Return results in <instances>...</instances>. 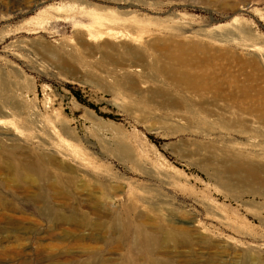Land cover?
Listing matches in <instances>:
<instances>
[{
    "label": "rangeland",
    "instance_id": "obj_1",
    "mask_svg": "<svg viewBox=\"0 0 264 264\" xmlns=\"http://www.w3.org/2000/svg\"><path fill=\"white\" fill-rule=\"evenodd\" d=\"M114 9L117 29L157 38L131 77L137 94L116 75L131 55L109 63L80 45L91 13ZM234 27L244 31L231 46L254 45L264 74V0H0V264H147L128 250L139 224L176 233L162 264H264V187L207 162L189 115L164 105L182 93L153 69L170 64L163 48ZM68 59L74 76L58 68ZM219 66L227 77L240 68Z\"/></svg>",
    "mask_w": 264,
    "mask_h": 264
},
{
    "label": "bare ground",
    "instance_id": "obj_2",
    "mask_svg": "<svg viewBox=\"0 0 264 264\" xmlns=\"http://www.w3.org/2000/svg\"><path fill=\"white\" fill-rule=\"evenodd\" d=\"M124 19L121 13L118 14L115 9L103 13H91V23L85 27L80 45L88 56L106 59V62L109 63L114 62L115 58H111V54L117 50L131 55L135 61L126 67L116 68V75L125 79V88L128 91L136 92V86L131 81V77L140 76L139 63L143 62V57H148V51L157 49L154 41L157 38H154V34L150 32H144L146 34L144 36L142 33L124 32L117 29L116 25L119 21H125ZM243 31V27H234L233 31L229 32L222 31L218 34L208 32L205 34V38L200 40L202 46L189 42L191 38H187L184 42L185 45L165 47L162 50V55L167 58L170 64L155 66L153 69L158 75H165L170 83L182 93L177 99L165 98L164 105L173 111L183 110L189 115L190 135L192 137L201 136L208 141L198 149L206 151L204 157H208L207 162L215 164L220 175L221 171L229 172L236 182L264 187V107H255L250 100L254 96H260L264 100V74L261 72L260 65L262 58L261 54L255 53L254 45L243 44L242 47L237 46L236 48L231 46L234 36L243 33ZM192 41L194 40L192 39ZM71 60L61 61L58 67L62 73L68 76H74L77 71V65ZM221 60L227 66L236 64L240 68L236 70V73L227 77L220 71L223 67L217 68ZM245 68L249 70L248 73ZM241 76L242 78H240ZM141 85L138 84L139 91L144 88ZM162 96L158 95L163 99ZM0 113L8 115L5 108H1ZM175 116L178 117L177 114ZM2 134L6 135L7 133L2 132ZM234 134H243L246 142L239 144L227 139ZM211 135H215L216 138L212 140ZM212 141L220 144L216 146ZM193 145L196 144L193 143ZM193 150L196 151L197 148ZM192 153L194 154V152ZM220 175L217 178L224 183V179ZM228 182H225L226 185ZM205 207L207 211L212 209V212L217 213L215 205L206 204ZM89 209L97 216L96 223L101 226L103 223L99 218L101 209L98 206ZM66 219L67 217L62 218L63 221ZM193 226L199 227L197 224ZM123 227L125 233L129 232L128 226ZM137 228V241L129 245L128 250L132 253L137 252L136 256L144 258L147 264H162L159 261V255L157 257L156 255L162 247L176 244V233L169 230L164 235L162 234L163 236L158 237L156 232L145 228L142 224H139ZM115 230H119V228L116 226ZM162 232L159 229L157 233L161 234ZM175 232L180 233L184 244L189 242L185 230ZM84 264L89 263L85 262Z\"/></svg>",
    "mask_w": 264,
    "mask_h": 264
}]
</instances>
